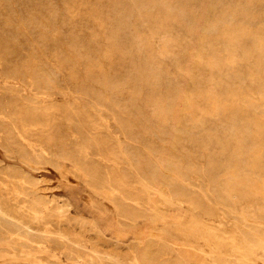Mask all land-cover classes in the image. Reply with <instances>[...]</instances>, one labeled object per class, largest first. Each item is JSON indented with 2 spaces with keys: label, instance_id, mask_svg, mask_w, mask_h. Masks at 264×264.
<instances>
[{
  "label": "rangeland",
  "instance_id": "obj_1",
  "mask_svg": "<svg viewBox=\"0 0 264 264\" xmlns=\"http://www.w3.org/2000/svg\"><path fill=\"white\" fill-rule=\"evenodd\" d=\"M0 105V264H264V0H0Z\"/></svg>",
  "mask_w": 264,
  "mask_h": 264
},
{
  "label": "bare ground",
  "instance_id": "obj_2",
  "mask_svg": "<svg viewBox=\"0 0 264 264\" xmlns=\"http://www.w3.org/2000/svg\"><path fill=\"white\" fill-rule=\"evenodd\" d=\"M158 1V0H157ZM132 6V5H131ZM138 7V6H137ZM142 7H144V6H142ZM232 10H234V9H232ZM237 11V10H236ZM182 12V11H181ZM221 12V11H220ZM136 13V12H135ZM240 14V13H239ZM174 17V16H173ZM247 17V16H246ZM126 18H128V17H126ZM165 18V17H164ZM184 18V17H183ZM248 18V17H247ZM182 20V19H181ZM184 20V19H183ZM144 21V20H143ZM146 21V20H145ZM218 21V20H217ZM161 23V22H160ZM132 24V23H131ZM187 23H185V25H186ZM190 24V23H189ZM211 25V24H210ZM132 26V25H131ZM139 26V25H138ZM137 27V26H136ZM146 27V26H145ZM142 28V27H141ZM148 28V27H147ZM155 29V28H154ZM196 30V29H195ZM202 31V30H201ZM217 38V37H216ZM181 39V38H180ZM159 40V39H158ZM188 44V43H187ZM187 51V50H186ZM105 55H106V53H105ZM105 57V56H104ZM175 57V56H174ZM169 58H171V57H169ZM148 59V58H147ZM182 59V58H181ZM175 61V60H174ZM158 62V61H157ZM60 65V64H59ZM72 66V65H71ZM100 67V66H99ZM159 67V66H158ZM86 68V67H85ZM16 70V69H15ZM35 70V69H34ZM73 71V70H72ZM89 71V70H88ZM132 73V72H131ZM131 75V74H130ZM42 78V77H41ZM97 83V82H96ZM108 83V82H107ZM131 83V82H130ZM253 84V83H252ZM107 85H109V83L107 84ZM113 87V86H112ZM120 88V87H119ZM182 89V88H181ZM77 91V90H76ZM178 91V90H177ZM83 94V93H82ZM226 96V95H225ZM153 100V99H152ZM249 100V99H248ZM247 100V101H248ZM17 102V101H16ZM20 102V101H19ZM35 102V101H34ZM15 103V102H14ZM1 106V105H0ZM15 106V105H14ZM13 106V107H14ZM4 107V106H3ZM22 107V106H21ZM26 107V106H25ZM24 107V108H25ZM36 109V108H35ZM18 110V109H17ZM86 110V109H85ZM228 110V109H227ZM16 111V110H15ZM87 112V111H86ZM18 113V112H17ZM89 113V112H88ZM26 114H28V113H26ZM62 114V113H61ZM219 114V113H218ZM259 114V113H258ZM15 115V114H14ZM90 115V114H89ZM3 116V115H2ZM22 116V115H21ZM31 116V115H30ZM29 116V117H30ZM48 117V116H47ZM36 121V120H35ZM213 121V120H212ZM44 122V121H43ZM203 122V121H202ZM215 122H216V120H215ZM28 123V122H27ZM33 123V122H32ZM91 124H92V122H90ZM218 123V122H217ZM84 124V123H83ZM224 124V123H223ZM228 124V123H227ZM24 125V124H23ZM39 125V124H38ZM197 125V124H196ZM22 126V125H21ZM199 126V125H198ZM26 127V126H25ZM75 127V126H74ZM36 130V129H35ZM166 130V129H165ZM247 130V129H246ZM81 131V130H80ZM164 131V130H163ZM6 132V131H5ZM25 132V131H24ZM28 132V131H27ZM83 132V131H82ZM80 133V132H79ZM126 133V132H125ZM180 133V132H179ZM201 133V132H200ZM216 133V132H215ZM93 134V133H92ZM140 135V134H139ZM203 135V134H202ZM183 136V135H182ZM94 137V136H93ZM144 137V136H143ZM99 138V137H98ZM206 138V137H205ZM145 140V139H144ZM185 140V139H184ZM248 140V139H247ZM181 142V141H180ZM179 142V143H180ZM202 142H203V140H202ZM220 142V141H219ZM224 142V141H223ZM185 143V142H184ZM188 144H190V143H188ZM201 144V143H200ZM219 144V143H218ZM222 144V143H221ZM240 144V143H239ZM123 145V144H122ZM168 145V144H167ZM205 145V144H204ZM21 147V146H20ZM148 147H149V145H148ZM217 147V146H216ZM173 148V147H172ZM184 148V147H183ZM104 149V148H103ZM140 150V149H139ZM163 150V149H162ZM198 150V149H197ZM227 150V149H226ZM126 152H127V150H126ZM125 152V153H126ZM168 152V151H167ZM201 152V151H200ZM199 152V153H200ZM163 154V153H162ZM188 154V153H187ZM196 154V153H195ZM208 154V153H207ZM206 154V155H207ZM116 155V154H115ZM126 155H128V154H126ZM214 155V154H213ZM227 155V154H226ZM167 156V155H166ZM221 156V155H220ZM262 156V155H261ZM116 157V156H115ZM133 157V156H132ZM170 157V156H169ZM203 157V156H202ZM254 157V156H253ZM134 158V157H133ZM249 158V157H248ZM256 159H257V157H255ZM251 159H253V158H251ZM255 159V160H256ZM245 160V159H244ZM259 160V159H258ZM258 160H257V162H258ZM119 161V160H118ZM217 161H218V159H217ZM248 159H247V162L246 163H248ZM251 161H253L254 162V164L256 163L255 161H254V159L253 160H251ZM212 162V161H211ZM244 162V161H243ZM210 163V162H209ZM250 163V162H249ZM188 164V163H187ZM191 164V163H190ZM208 164V163H207ZM211 164V163H210ZM213 164V163H212ZM221 164V163H220ZM254 164H253V167H254ZM259 164V163H258ZM136 165V164H135ZM168 165V164H167ZM180 165V164H179ZM178 165V166H179ZM192 165V164H191ZM257 165V164H256ZM174 166V165H173ZM208 166V165H207ZM210 166V165H209ZM221 166V165H220ZM249 166H250V164H249ZM176 167V166H175ZM198 167V166H197ZM251 167H252V165H251ZM256 167V166H255ZM254 167V168H255ZM257 167H259V165L257 166ZM165 168V167H164ZM167 169H168V167H166ZM186 168H188V167H186ZM193 168V167H192ZM208 168V167H207ZM212 168H215V167H213L212 166ZM222 168V167H221ZM167 169H165V170H167ZM173 169V168H172ZM185 169V168H184ZM189 169V168H188ZM169 170V169H168ZM203 170H204V168H203ZM207 170V169H206ZM116 171V170H115ZM191 171V170H190ZM198 171V170H197ZM208 171V170H207ZM206 171V172H207ZM247 171V170H246ZM4 172V171H3ZM118 172V171H117ZM116 172V173H117ZM154 172V171H153ZM170 172V171H169ZM217 172V171H216ZM208 173V172H207ZM210 173V172H209ZM254 173V172H253ZM110 174V173H109ZM143 174V173H142ZM160 174V173H159ZM181 174V173H180ZM184 174V173H183ZM202 174V173H201ZM141 175V174H140ZM211 175V174H210ZM214 175V174H213ZM203 176V175H202ZM210 177V176H209ZM214 177V176H213ZM147 178V177H146ZM201 179V178H200ZM9 180V179H8ZM209 180V179H208ZM252 180V179H251ZM20 181V180H19ZM1 182V181H0ZM130 183V182H129ZM169 183V182H168ZM116 184V183H115ZM218 184V183H217ZM10 185V184H9ZM119 185H121V184H119ZM127 185V184H126ZM131 185V184H130ZM152 185V184H151ZM173 185H174V183H173ZM136 186V185H135ZM8 187V186H7ZM130 187V186H129ZM133 187V186H132ZM170 187V186H169ZM126 188V187H125ZM136 188V187H135ZM137 188H138V186H137ZM133 189H134V187H133ZM174 189V188H173ZM244 189V188H243ZM183 190V189H182ZM199 190V189H198ZM204 190V189H203ZM11 191V190H10ZM124 191V190H123ZM181 191V190H180ZM212 192V191H211ZM245 192V191H244ZM132 193V192H131ZM130 193V194H131ZM140 193V192H139ZM142 193V192H141ZM136 194V193H135ZM177 194V193H176ZM182 194V193H181ZM185 194V193H184ZM187 194H188V192H187ZM13 195V194H12ZM15 196V195H14ZM18 196V195H17ZM16 196V197H17ZM179 196V195H178ZM181 196V195H180ZM128 197V196H127ZM174 197V196H173ZM151 198V197H150ZM153 198H155V197H153ZM183 198V197H182ZM174 199V198H173ZM194 199V198H193ZM12 200V199H11ZM14 200V199H13ZM211 200V199H210ZM241 200V199H240ZM154 201V200H153ZM152 201V202H153ZM183 201V200H182ZM137 202V201H136ZM157 202H158V200H157ZM3 203V202H2ZM1 203V204H2ZM15 203V202H14ZM133 203V202H132ZM192 203H193V201H192ZM1 206V205H0ZM131 206V205H130ZM4 207V206H3ZM133 207V206H132ZM200 207V206H199ZM138 208V207H137ZM201 208V207H200ZM203 208V207H202ZM208 208V207H207ZM1 209V208H0ZM169 209V208H168ZM138 210V209H137ZM144 210V209H143ZM146 211V210H145ZM135 212V211H134ZM142 212V211H141ZM5 213V212H4ZM210 213V212H209ZM213 213V212H212ZM214 215V214H213ZM139 216V215H138ZM133 217V216H132ZM16 218V217H15ZM17 218H19V217H17ZM13 221V220H12ZM241 221V220H240ZM4 222V221H3ZM43 222V221H42ZM46 223V222H45ZM16 224V223H15ZM45 231V230H44ZM48 233V232H47ZM37 234V233H36ZM48 236V235H47ZM25 239V238H24ZM56 239V238H55ZM65 240V239H64ZM150 240V239H149ZM79 241V240H78ZM51 243V242H50ZM41 245V244H40ZM60 245V244H59ZM161 246V245H160ZM41 247V246H40ZM68 247V246H67ZM133 247V246H132ZM172 248V247H171ZM82 249V248H81ZM134 249V248H133ZM138 250V249H137ZM75 251V250H74ZM139 251V250H138ZM159 251V250H158ZM166 251V250H165ZM134 252V251H133ZM152 252V251H151ZM69 253V252H68ZM83 253V252H82ZM147 253V252H146ZM160 253H162V252H160ZM90 254V253H89ZM143 254V253H142ZM148 254V253H147ZM163 254H164V252H163ZM162 254V255H163ZM168 254V253H167ZM91 256V255H90ZM115 256H116V254H115ZM118 256V255H117ZM120 256V255H119ZM138 256H139V254H138ZM158 256V255H157ZM156 256V257H157ZM161 256V255H160ZM83 257V256H82ZM145 257H146V255H145ZM145 257H142V258H144L145 259ZM96 258H98V257H96ZM140 258V257H139ZM148 258V257H147ZM152 258H154V257H152ZM141 259V258H140ZM139 259V260H140ZM157 259V258H156ZM161 260H162V258H160ZM247 259V258H246ZM143 260V259H142ZM154 260V259H153ZM178 260V259H177ZM49 261V260H48ZM90 261V260H89ZM95 261V260H94ZM146 261V260H145ZM150 260H148V262H149ZM172 261V260H171ZM171 261H170V263H171ZM175 261V260H174ZM114 262V261H113ZM143 262V261H142ZM147 262V261H146ZM154 262V261H153ZM144 263V262H143ZM142 263V264H143ZM159 263V262H158ZM170 263H168V264H170ZM177 263V262H176ZM157 264V263H156Z\"/></svg>",
  "mask_w": 264,
  "mask_h": 264
}]
</instances>
